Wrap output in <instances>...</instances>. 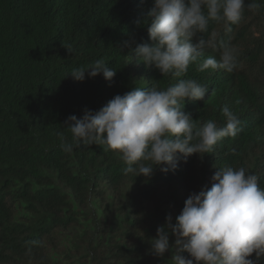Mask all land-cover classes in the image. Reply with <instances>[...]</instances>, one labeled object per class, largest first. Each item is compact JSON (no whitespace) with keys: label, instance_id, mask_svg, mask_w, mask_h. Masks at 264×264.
<instances>
[{"label":"trees","instance_id":"obj_1","mask_svg":"<svg viewBox=\"0 0 264 264\" xmlns=\"http://www.w3.org/2000/svg\"><path fill=\"white\" fill-rule=\"evenodd\" d=\"M255 2L261 7H245L231 33L213 21L201 34L215 31L235 47L238 67L198 71L205 58L219 60V47L206 49L182 77L209 88L203 100L184 102L197 126H223L227 105L241 131L210 154L181 157L175 172L155 168L146 178L125 175L119 155L99 145L70 153L61 145L72 139L68 116L98 111L132 87L177 82L126 57L124 41L150 43L137 21L154 0H0V264H172V252L156 257L149 241L190 193L211 187L218 168L245 167L264 187V0ZM101 58L116 70L110 82L72 78Z\"/></svg>","mask_w":264,"mask_h":264},{"label":"clouds","instance_id":"obj_2","mask_svg":"<svg viewBox=\"0 0 264 264\" xmlns=\"http://www.w3.org/2000/svg\"><path fill=\"white\" fill-rule=\"evenodd\" d=\"M245 7L252 10L261 5L255 0L247 6L244 0H154L147 17L137 21L147 26L150 43L133 47L134 40L124 41L129 49L126 57L154 67L162 76L178 78L177 82L163 90L132 87L98 111L85 108L81 118L68 116L65 127L72 139L62 143L64 151L99 145L119 155L125 175L150 178L155 168L175 172L181 157L184 162L193 154L203 157L219 140L235 137L241 121L227 105L221 109L223 126L212 120L197 126L191 112L183 111L186 99L203 100L209 88L182 77L206 49L219 47V60L205 58L198 71L211 68L231 73L238 67L235 47L218 40L215 31L207 39L201 34L208 32L213 21L222 24L225 34L231 33ZM70 74L79 82L86 74L88 78L102 74L110 82L116 70L101 58ZM258 179L245 167L218 168L211 187L190 193L175 222L166 216L149 241L150 254L163 257L171 251L172 264H260L264 259V187L258 186ZM170 237H174L171 245Z\"/></svg>","mask_w":264,"mask_h":264}]
</instances>
